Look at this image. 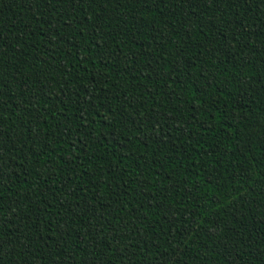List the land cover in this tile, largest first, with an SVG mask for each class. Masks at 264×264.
Returning a JSON list of instances; mask_svg holds the SVG:
<instances>
[{
    "label": "trees",
    "instance_id": "16d2710c",
    "mask_svg": "<svg viewBox=\"0 0 264 264\" xmlns=\"http://www.w3.org/2000/svg\"><path fill=\"white\" fill-rule=\"evenodd\" d=\"M0 264H264V0H0Z\"/></svg>",
    "mask_w": 264,
    "mask_h": 264
}]
</instances>
